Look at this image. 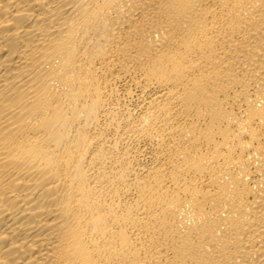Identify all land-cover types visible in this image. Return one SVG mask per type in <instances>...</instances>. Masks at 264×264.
Returning a JSON list of instances; mask_svg holds the SVG:
<instances>
[{
  "label": "bare ground",
  "instance_id": "obj_1",
  "mask_svg": "<svg viewBox=\"0 0 264 264\" xmlns=\"http://www.w3.org/2000/svg\"><path fill=\"white\" fill-rule=\"evenodd\" d=\"M0 264H264V0H0Z\"/></svg>",
  "mask_w": 264,
  "mask_h": 264
}]
</instances>
